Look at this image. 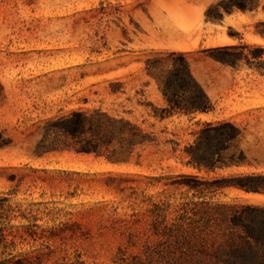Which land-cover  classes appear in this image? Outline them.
<instances>
[{
	"label": "rangeland",
	"instance_id": "rangeland-1",
	"mask_svg": "<svg viewBox=\"0 0 264 264\" xmlns=\"http://www.w3.org/2000/svg\"><path fill=\"white\" fill-rule=\"evenodd\" d=\"M216 1L0 0V197L44 228L76 222L87 233L78 246L88 264H112L131 234L138 246L127 254L140 253L150 234L151 204H177L192 195L169 185L178 175L264 174V36L255 28L264 12L235 10L208 19L205 12ZM225 46H239L238 63L216 59ZM172 52L185 57L212 111L162 121L153 116L165 100L145 64ZM93 109L136 123L156 143L121 164L74 151L34 155L47 120ZM224 122L241 131L224 158L243 151L247 164L198 172L187 164L185 147L207 123ZM213 201L264 206V194L232 188ZM21 223L27 222L12 224Z\"/></svg>",
	"mask_w": 264,
	"mask_h": 264
},
{
	"label": "trees",
	"instance_id": "trees-1",
	"mask_svg": "<svg viewBox=\"0 0 264 264\" xmlns=\"http://www.w3.org/2000/svg\"><path fill=\"white\" fill-rule=\"evenodd\" d=\"M259 9L264 12V0H217L205 15L208 19H221L223 12ZM255 28L264 36V21L258 22ZM238 51L239 46L217 48L216 59L236 64L243 57ZM145 65L165 100L164 107L153 108L155 118L162 121L174 115L191 117L214 109L182 54L172 52L166 57L150 58ZM240 136V129L230 122L207 123L194 144L185 147L187 164L207 175L247 164L243 151L232 153L228 160L223 156ZM156 141L152 132L102 109L74 110L45 122L33 153L40 158L54 152L74 151L103 156L111 163L121 164L129 163L138 148ZM140 157L137 153V159ZM25 177L18 179L17 190ZM169 185L186 187L192 195L177 204L168 199L152 203L147 209L151 217L150 234L145 233L140 253L127 254L129 246H138L137 235L131 234L128 247L118 250L112 264H264V206L213 201L218 194L232 188L264 194V174L214 178L180 174ZM8 201L0 197V264H88L78 246L87 233L76 222L44 228L37 224L35 215L28 216ZM17 220L27 223L12 224ZM23 246L29 249L23 251Z\"/></svg>",
	"mask_w": 264,
	"mask_h": 264
}]
</instances>
